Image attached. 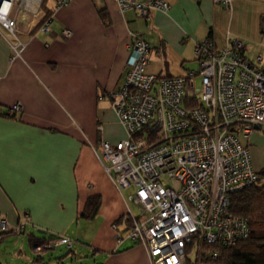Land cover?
Here are the masks:
<instances>
[{"label":"crops","instance_id":"1","mask_svg":"<svg viewBox=\"0 0 264 264\" xmlns=\"http://www.w3.org/2000/svg\"><path fill=\"white\" fill-rule=\"evenodd\" d=\"M164 1L168 11L142 18L122 12L116 0H74L61 9L48 0L51 31L20 34L25 45L18 54L0 26V216L11 230L28 216L21 233L27 237H68L78 264L89 256L95 264H152L144 246L126 240L117 247L136 205L124 193L132 189H119L100 159L102 143L127 139L107 93L124 84L132 34L150 43L148 70L162 76L186 75L206 39L218 49L237 39L248 60L264 57V0ZM17 105L21 110L12 113ZM248 144L255 169L264 171V129ZM93 198L100 205L87 220L83 212ZM19 258L7 264L26 263Z\"/></svg>","mask_w":264,"mask_h":264},{"label":"built area","instance_id":"2","mask_svg":"<svg viewBox=\"0 0 264 264\" xmlns=\"http://www.w3.org/2000/svg\"><path fill=\"white\" fill-rule=\"evenodd\" d=\"M47 1L0 0V26L13 37L16 54L25 45L19 35L47 17ZM54 1L61 9L74 0ZM116 2L122 12L135 11L142 18L170 8L164 0ZM214 3L230 6L231 0ZM39 31H51L48 19ZM72 35L64 31L66 38ZM131 38L124 84L107 93L127 139L114 146L102 143L100 155L115 185L132 189L130 200L140 211L129 213L117 247L130 240L147 249L152 264H187L204 244L233 246L247 240L249 222L231 211V197L259 181L248 141L264 129V57L251 62L237 39L224 49L206 39L195 49L198 70L166 77L148 70L150 43L138 34ZM20 110L17 105L12 113ZM28 222L26 216L16 232ZM9 230L8 219L0 216V234ZM72 244L59 236L33 249L42 253Z\"/></svg>","mask_w":264,"mask_h":264},{"label":"trees","instance_id":"3","mask_svg":"<svg viewBox=\"0 0 264 264\" xmlns=\"http://www.w3.org/2000/svg\"><path fill=\"white\" fill-rule=\"evenodd\" d=\"M46 6L44 5V8ZM47 17L38 24L37 28L44 23L50 16L46 11ZM264 32V31H263ZM178 77V76H166ZM5 117H11L9 113L3 114ZM259 173V181L253 186L246 188L231 197V211L249 222L250 236L247 240L241 241L233 246H224L220 244H204L199 250L196 258L197 264H263L264 257V171ZM100 200L98 198L90 199L84 209L83 217L92 220L95 216ZM129 223V221L127 222ZM21 226V224L19 225ZM23 230H9L0 234V244L15 234L22 233ZM53 235L47 240H37L33 234L28 235V240L32 247L37 244H43L51 239L58 238ZM52 251V250H51ZM45 252V251H44ZM42 252V253H44ZM42 253H37V257L31 264H49L46 262ZM71 253V251H70ZM217 254V258H213ZM189 259L188 262H190ZM0 264L3 262L0 261Z\"/></svg>","mask_w":264,"mask_h":264},{"label":"rangeland","instance_id":"4","mask_svg":"<svg viewBox=\"0 0 264 264\" xmlns=\"http://www.w3.org/2000/svg\"><path fill=\"white\" fill-rule=\"evenodd\" d=\"M187 68L189 70H198L199 64L197 61L196 62L193 61L187 64ZM196 86L197 88H201V79L198 78L196 80ZM124 193L127 197L130 198L132 192L131 190H127ZM134 213L137 216L140 214L139 208L137 206L134 207ZM90 231H92V227L90 228ZM74 245H77V243L75 242ZM69 250L70 249L67 245H61L58 248H56V250L45 251L41 255L45 257L46 262L49 264H78V262L75 261L76 258L75 259L73 258ZM14 256L16 257L20 256L19 258L20 260L21 259L24 260L22 256L26 257L27 261L24 260L26 262L24 264H31L32 261L37 257V253H35L34 249L30 245V242L26 235H23L21 233L12 235L11 237L7 238L5 242H2L0 244V259L2 260L3 263L7 264L8 262H12ZM190 259L194 263V261L196 260V254L192 255ZM85 264H95V263L93 258L89 256V262Z\"/></svg>","mask_w":264,"mask_h":264}]
</instances>
